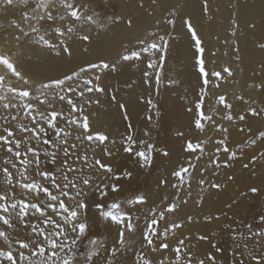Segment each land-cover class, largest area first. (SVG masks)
<instances>
[{
    "label": "snow or ice",
    "instance_id": "1",
    "mask_svg": "<svg viewBox=\"0 0 264 264\" xmlns=\"http://www.w3.org/2000/svg\"><path fill=\"white\" fill-rule=\"evenodd\" d=\"M98 6L97 0H0V14L6 21L0 22V30H11L17 48L15 55L0 51V264H218L211 252L201 258L192 251L183 228L194 222L193 217L187 215L182 221L177 213L192 199L194 180L201 193L205 185L220 189L221 184L209 174L218 175L222 167H230L246 149L264 147V129L254 132L249 125L243 142L231 140L229 130V125L238 126L248 117L264 118V108L252 106L254 102L243 96L236 99L247 105L246 112H236L225 94H217L213 102V90L233 71L229 66L208 67L211 61L202 37L191 18H181L180 27L186 28L195 50L200 85L195 99L185 98L188 126L198 135L176 130V137L183 141L184 159L173 160L172 148L154 140L151 127L137 134L127 101L118 99L119 90L112 92L110 102L128 121L126 131L119 137L106 133L87 109L100 105L99 97L106 94L113 73L140 69V84L126 82V87L152 89L155 95L162 85L180 84L166 74L177 12L168 11L154 30L136 37L135 45H123L118 61H89L59 76L36 80L21 71L19 60L24 47L56 59L72 57L77 43L90 45L94 28L107 29L121 20L120 16L102 17ZM139 7L143 9L144 3ZM201 10L209 11V0H202ZM125 23L129 29L134 27L131 17ZM232 23L231 35L236 36L239 24ZM258 47L264 50V42ZM249 87L264 90V81ZM137 102L152 113L146 120L159 127L163 115L152 94L137 95ZM239 131L245 129L239 127ZM259 156L264 157V151ZM123 159L133 160L137 169L127 168ZM156 159L169 161L167 175L156 178V189L170 188L172 195L152 199L150 192L132 184L137 170L153 169ZM196 202L202 204L203 197L198 194ZM218 219L205 216V220ZM99 224L114 235L95 233L93 228ZM245 227L247 236L228 225L233 241H264V231ZM212 247L221 251L215 244ZM244 247L249 264H264V254L257 255L247 244ZM232 264H237L236 259ZM239 264H245V259H239Z\"/></svg>",
    "mask_w": 264,
    "mask_h": 264
},
{
    "label": "rangeland",
    "instance_id": "2",
    "mask_svg": "<svg viewBox=\"0 0 264 264\" xmlns=\"http://www.w3.org/2000/svg\"><path fill=\"white\" fill-rule=\"evenodd\" d=\"M141 2L145 5L143 9L139 7ZM97 3L99 5L97 11L101 12L102 17L118 16L121 7L119 0H97ZM130 6L131 11L128 16L134 19L132 29H129L125 23L126 27L123 31L111 35L109 40L98 45V48L97 46L93 48L86 47L88 48L87 52H83L82 49L84 48L80 49L79 53L65 58L64 61L62 60L59 63L58 67L53 68L49 72V77L59 76L63 72L89 61L96 62L99 59L118 61V54L123 50V45H135L137 36H142L146 32L154 30L158 19L166 16L168 11H175L177 12L178 27L171 32L172 56L170 55L166 66L175 57L180 58L184 63L183 73L185 74L183 75L186 78H183L184 80L180 79L184 85L182 87L179 84V86L174 87L178 91L181 90L179 93L181 95L172 105L174 111L178 110L176 111L177 117L172 116L170 119H165L166 117L162 114L164 120L160 122L159 127H153L146 120L148 114H145V119L142 122L143 128L140 127V133L145 127H151L152 138L158 141L162 137L164 126L169 124L171 141L167 145L173 150V160L177 158L184 159L181 155V143L183 141L176 137V130L180 128L190 137L198 135L196 131L188 126L189 116L185 113L187 103L185 98L187 97L188 100L195 99L200 85L197 79V69L194 67L193 53L195 50L192 47L190 35L187 33L186 28L180 27L181 18H191L198 34L202 37L206 46V55L211 61L208 67L220 70L224 66H229L233 71L232 77L225 76L219 82L220 87L213 90V102L217 94H225L233 103L236 112L242 110L246 112L247 105L236 99L237 96H243L245 100L254 102L252 106L258 109L264 108V90L259 87H249L250 85H259L261 81H264V68H262L264 66V50L258 47L259 43L264 42V0H209V11L206 13L201 10L202 0H157L156 4H153L152 0H130ZM149 12L152 15H149ZM233 21L239 24L236 36L231 35ZM0 22L6 23L4 20H0ZM252 24H255V28L250 27ZM11 39L10 29L0 30V51L5 49L4 52L7 54L15 55L17 48L12 45ZM225 40L228 41L227 44H225ZM237 46L240 49L238 53L235 52ZM212 53L215 55H211ZM142 68L143 65H141ZM123 70L126 69L121 71ZM143 93L144 90L141 89L140 95ZM105 95L99 97L101 100L100 105H93L87 111L90 118L97 121L106 133H111L114 137L122 136L126 131L128 122L123 119L121 113L118 116L119 122L117 124L119 125L114 127L115 132L113 134L103 120L102 110L104 109ZM205 99L208 100L207 97ZM139 105L142 104L139 103ZM237 124L238 126L229 125L230 139L243 142L246 139L249 125L252 126L254 132L257 129H264V118L248 117L245 122H237ZM239 127H243L245 131L240 132ZM261 151H264V147L255 150L246 149L244 154L239 155V158L233 161L230 167H222L218 175L209 174L214 182L221 184L220 189H212L205 185V191L201 193L195 180L193 181L192 199L189 200L188 204L181 205L177 215L182 221L187 215L193 217V223H185L183 234L190 237L187 241L188 246L201 258L204 254L211 252L216 256L218 264L220 262L222 264H232L234 259L239 264L241 258L245 259V264H249L245 244L253 247L257 255L264 254V247H262L264 241H259V238L233 241L230 235L231 229L228 228V225H231L232 228L243 232L246 236L248 235L246 225H251L252 231H264V222L261 221V217H264V157L259 156ZM253 155L256 156L255 162L252 161ZM223 158L222 156L221 159ZM125 160L128 159H123V164ZM130 160L126 165L127 168L137 169V165L133 160L130 163ZM161 163L162 165L158 163L151 170H137L132 184L133 187H137L141 191L150 192L152 199H158L160 195L164 194L172 195L170 188L165 189L163 192L156 189V178L167 175L169 167L168 160H161ZM246 164L248 167H245ZM253 187L257 188L258 191L252 192ZM198 194L203 197L202 204L196 202ZM181 196L183 197V193H181ZM205 216L219 217V219L205 220ZM93 231L100 235H114V233H109L103 224L95 225ZM200 236H206L207 239L200 240ZM213 244L221 251L216 252L212 247ZM237 244L240 246L237 247ZM241 253L244 255L241 256Z\"/></svg>",
    "mask_w": 264,
    "mask_h": 264
},
{
    "label": "bare ground",
    "instance_id": "3",
    "mask_svg": "<svg viewBox=\"0 0 264 264\" xmlns=\"http://www.w3.org/2000/svg\"><path fill=\"white\" fill-rule=\"evenodd\" d=\"M119 4L121 7H120V12L118 16L121 17V20L116 24H111L110 26H108L107 29H95L94 28L92 31L93 38H92L91 44L89 45L88 43H84V44L77 43L75 45L74 54L79 53V50L82 48H86V47L93 48L96 46L98 48V45H101L103 44V42L108 41L111 35L119 34V32L124 30V28L126 27L125 20L127 19V17H129L128 15H129V12L131 11L130 0H119ZM0 20H4L2 14H0ZM12 45H14L13 42H12ZM4 51L6 50L4 49L2 52ZM64 59H65L64 57L52 59L51 54L40 52V51L31 49L28 47L22 48L20 50V55H19V60H20L22 71L28 73L30 76H32L36 80L49 77V72L53 68L58 67L59 63L62 60L64 61ZM183 67H184V63L182 62L180 58H177V57L170 60L168 63V66H166L167 68L166 74L170 77H175L179 79L182 87L184 83L180 79L184 80L183 78H186L183 75L185 74L183 73L184 72ZM141 75H142L141 70L134 67L132 69L130 68V69H126V70L114 73L109 77L108 82L110 86L109 88L106 89L107 91H106V95L104 98V104H103L104 109L102 111L104 115L103 120L106 123V126H108V128L111 130L112 134L115 132L114 127H117V125H119L117 124L119 122L118 116L121 113L117 109L116 104L113 102H110L111 94L115 90H119L117 92L118 99H121L122 102L127 101L126 106L129 109V119L131 120L134 128L137 130L138 135L140 134V127L143 128L142 122L145 119L144 115L145 114L149 115L146 105L143 103H140L142 104L140 106L139 103L137 102V95H140L141 89L144 90V93L142 95L152 94L154 102L158 103L161 106L162 114H164V116L166 117L165 119H168V118L170 119L172 116L177 117L176 111L178 110L174 111L172 109V105L177 100L179 95H181L179 94L181 90L179 89L178 91L176 88H166L162 85L160 89V94L155 95L152 89H145L143 87L137 86L133 90V89H129L128 87H126V82L131 83L132 81H136V84L139 85ZM164 127L165 128H163V133L161 134L162 137L158 141L161 146H169L167 144L169 141H171V138L169 137V133H171L170 132L171 128L169 124ZM128 160H125L124 162L125 165H127ZM130 163H131V160H130ZM158 163L159 165H162L161 159H156L155 165H157ZM153 185L154 184L152 183V186Z\"/></svg>",
    "mask_w": 264,
    "mask_h": 264
}]
</instances>
